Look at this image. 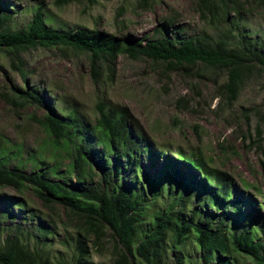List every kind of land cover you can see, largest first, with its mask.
<instances>
[{
  "label": "trees",
  "instance_id": "obj_1",
  "mask_svg": "<svg viewBox=\"0 0 264 264\" xmlns=\"http://www.w3.org/2000/svg\"><path fill=\"white\" fill-rule=\"evenodd\" d=\"M257 1L264 6V0ZM147 2L140 0L142 6ZM195 4L200 17L209 24L217 28L228 22L230 27L222 28L216 38L206 28L180 38L175 34L184 26L176 14L164 17L151 34L138 39L116 38L99 30L54 27L40 7H36L30 22L16 28L11 23L13 12L7 5H0V51L11 52L18 59L15 62L12 57V65L22 78L31 70L23 66L18 54L38 46H64L86 53L93 69L104 63L111 69L117 56L127 52L135 58L144 56L194 73L201 68L223 71L226 80L220 83L221 91L226 101L233 102L251 75L257 73L264 79V43L236 31L235 16L241 7L237 0H195ZM37 88H25L13 100L47 106L42 115H30L47 141L27 157L35 169L32 173L22 171L27 162L19 158L21 147L7 152L0 146V188L9 187L18 193L30 190L49 211L61 205L67 217L63 225L74 222L77 237L70 259L52 260L45 250L31 246L23 233L15 230L0 243V264H88L91 251H100L108 239H112V264H137V258L143 264H186L181 250L192 235L204 264H239L237 256L264 264V241L257 237V227L239 223L243 203L253 200L241 198L243 191L235 193L232 179L212 166L202 151L177 147L173 154L178 159L165 157V151H154L142 134L133 131L125 111L98 104L95 122L85 123L75 108L56 111L39 96ZM158 156H164L167 163L153 174L144 162L155 167ZM64 158L67 163L59 169ZM15 159L17 163L9 167ZM51 159L53 164L46 165ZM178 166L185 167L186 172ZM70 177L76 185L68 182ZM241 185L252 186L245 179ZM164 188L163 208L142 228L144 215ZM148 193L152 194L151 201ZM14 203L26 206V200L20 197L14 198ZM39 231L44 235L54 232L42 224ZM170 252L176 256L175 263L170 262Z\"/></svg>",
  "mask_w": 264,
  "mask_h": 264
},
{
  "label": "rangeland",
  "instance_id": "obj_2",
  "mask_svg": "<svg viewBox=\"0 0 264 264\" xmlns=\"http://www.w3.org/2000/svg\"><path fill=\"white\" fill-rule=\"evenodd\" d=\"M237 4L241 7L235 16L236 31L264 43L263 4L255 0H237ZM0 5H7L13 12L11 23L16 28L30 22L36 7H40L47 22L54 27L99 30L116 38L138 39L151 34L163 23L164 17L176 14L179 24L184 26L175 34L180 38L196 35L205 28L216 38L222 28L230 27L225 22L216 28L217 25L203 20L196 10L195 0H148L146 6H142L140 0H0ZM18 55L23 66L31 70L25 78L12 65L14 55L0 51V146L7 148V152L22 148L19 158L27 162L22 171L35 170L27 157L47 141L44 131L30 115H42L47 106L37 107L19 100L14 103L13 96L25 88L38 87L37 93L48 105L56 111L57 108L64 111L75 108L85 123L95 122L97 105L103 104L125 111L133 131L142 134L154 151H165V157L178 159L173 154L177 147L202 151L212 166L225 171L232 179L235 193L243 191L241 198L251 197L253 203H243L239 223L257 227V237L264 241V79L257 73L251 75L238 98L228 102L220 87L226 80L223 71L201 68L194 73L144 56L135 58L127 52L117 56L111 69L105 63L93 69L89 55L64 46H38ZM158 157L155 167L144 162L145 168L153 174L167 163L164 156ZM53 162L51 159L46 165ZM15 163L16 159L11 160L9 167ZM66 163L67 159H62L59 169ZM178 167L186 172L185 167ZM166 170L173 173L171 168ZM242 179L252 186L243 187ZM68 182L76 185L72 177ZM129 183L136 187L134 181ZM165 190L149 206L142 228L163 208ZM13 197L25 199L26 206L15 204ZM152 198L148 193L147 199ZM66 218L61 205L49 211L30 190L18 193L9 187L0 188V243L18 230L31 246L45 250L52 260L70 259L77 236L74 222L63 225ZM41 224L54 232L41 234ZM193 238L192 235L180 249L185 262L204 264ZM168 243L172 244L171 239ZM103 246L100 251H91L88 264L113 263L112 239ZM169 257L171 263L176 262L171 252ZM236 260L239 264H254L242 256H237ZM136 261L143 264L139 258Z\"/></svg>",
  "mask_w": 264,
  "mask_h": 264
},
{
  "label": "clouds",
  "instance_id": "obj_3",
  "mask_svg": "<svg viewBox=\"0 0 264 264\" xmlns=\"http://www.w3.org/2000/svg\"><path fill=\"white\" fill-rule=\"evenodd\" d=\"M135 132V131H134Z\"/></svg>",
  "mask_w": 264,
  "mask_h": 264
}]
</instances>
